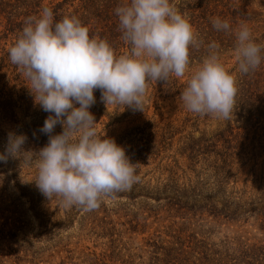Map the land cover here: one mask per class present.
Masks as SVG:
<instances>
[{
  "label": "rangeland",
  "instance_id": "rangeland-1",
  "mask_svg": "<svg viewBox=\"0 0 264 264\" xmlns=\"http://www.w3.org/2000/svg\"><path fill=\"white\" fill-rule=\"evenodd\" d=\"M171 3L175 6L180 2L171 0ZM249 3L248 9L257 12L261 21L257 24L260 28L254 29L253 38L264 43V0H249ZM3 28L0 27V31ZM1 36L0 63L15 43V40ZM221 56L226 69L231 71L237 64L234 51ZM201 62L190 65L189 73L178 78L180 83L187 82ZM260 66V108L253 122L257 127L248 131L247 139L243 138L245 152L236 160H226V164L218 153L224 151V140L232 138L228 130L229 119L188 111L181 101V94L171 83H150L143 111H133L123 105L106 106L99 90L94 92L96 102L89 110L95 116L97 132L102 137L105 133L116 137L136 127L147 126L148 129L157 122H171L170 130L158 138L167 143L159 155L136 164L139 180L135 184L145 190L156 193V186L165 184L173 175L181 187H188L198 180L212 183L213 176L222 172L218 167L226 165L229 191L245 189L256 193L263 184L261 176H264V152L255 158L264 146V62ZM20 72L13 67H0V95L13 93L14 100L26 95L33 97L25 76L20 80L16 77ZM17 106L12 118H4L0 109V153L5 152L9 133L25 135L24 150L38 152L48 143V136L36 129L37 133L32 131L31 126L39 128L44 122H39L32 113L29 116L25 108L20 107L21 103ZM34 106L42 110L35 101ZM231 123L233 134L245 135L246 129L240 127V123ZM60 132L62 127L57 125L54 134ZM146 132L150 133V130ZM36 178V159L29 162L22 156L0 161V224L9 223L14 233L11 241L0 242V264H87L94 257L105 264H166L158 260L159 253L154 244L159 239L167 245L166 242L171 240L170 231L182 227L190 233H198L200 239L204 238L216 247L228 241L234 244L238 238L254 241V237H262L253 216L246 221H232L206 212L202 216L189 215L190 219L186 220L173 217L167 210L166 201H156L154 196H146L144 192L133 199L128 197L130 190L105 197L100 206L91 211L79 206L65 208L59 198L54 196L49 200L37 192ZM36 192L39 198H35ZM221 208L222 204H219L216 209Z\"/></svg>",
  "mask_w": 264,
  "mask_h": 264
},
{
  "label": "clouds",
  "instance_id": "clouds-1",
  "mask_svg": "<svg viewBox=\"0 0 264 264\" xmlns=\"http://www.w3.org/2000/svg\"><path fill=\"white\" fill-rule=\"evenodd\" d=\"M121 39L128 50L117 54L107 39L89 34L76 16L55 20L51 8L30 16L9 49L40 108L49 113L39 131L48 143L38 152L25 151V135L9 133L0 161L24 157L37 161V188L59 198L65 208L97 209L105 197L130 190L139 177L125 148L96 128L90 108L101 92L105 105L143 111L148 85L171 82L189 73L191 49L204 46L189 19L171 0H127L115 8ZM215 30L235 33L238 73L247 75L264 62V43L246 24L232 29L228 20H212ZM237 75L229 72L219 45L207 44V55L191 73L180 98L195 114L229 119L238 94ZM78 105V106H77ZM57 125L62 132L54 134Z\"/></svg>",
  "mask_w": 264,
  "mask_h": 264
},
{
  "label": "trees",
  "instance_id": "trees-1",
  "mask_svg": "<svg viewBox=\"0 0 264 264\" xmlns=\"http://www.w3.org/2000/svg\"><path fill=\"white\" fill-rule=\"evenodd\" d=\"M126 2L127 0H0V27H4L0 31L1 38H10L16 42L25 26L26 18L39 16L42 9L48 7L53 10L54 18L57 21L64 16L78 17L82 24L89 28L90 36L98 35L107 39L116 49L117 54H121L126 52L129 46L121 39L122 34L119 30V19L115 14V8ZM179 2L175 5L176 8L189 19L199 37L204 41L203 47L191 49L190 65L195 61L203 60L207 55V44L213 41L219 45L221 55L234 51L235 33L215 30L212 25L214 18L228 20L232 29L238 28L241 24L249 25V28L253 30V37L254 29L260 28L257 26L261 22L258 19L259 14L248 9L249 0L241 2L237 0H179ZM45 3L47 4L44 6ZM255 41L258 42L257 39ZM7 66L21 71L11 63L9 51L2 57L0 63L1 68ZM260 68L261 66L254 72L243 75L238 73L236 64L229 71L237 75L239 90L234 111L229 118L228 130L231 132L232 138L224 140V151L218 153L223 164H226L228 159H238L245 152L247 148L243 138L247 139L248 131L257 127L253 122L257 118V111L260 108L258 89ZM16 77L20 80L23 77L22 71ZM170 83L173 89L180 94L186 87V82L180 83L178 78H171ZM34 101V96H20L18 100H14L13 93H3L0 95V109L5 114L4 118H12L15 115L14 110L18 108L17 104L21 103L20 107H24L29 116L32 113V116L39 122H44L49 113L37 110ZM231 122L240 123V127L246 129L245 135H241L239 132L233 134L234 127ZM146 127H136L116 137L111 135H107V137L114 139L118 145L125 148L131 163L138 164L145 159L159 155L167 143L163 139L158 141V138L165 136L172 124L162 121L151 124L148 129ZM40 128L41 126L39 128L31 126L32 131L35 132L36 130L40 132ZM147 130H150V133H147ZM261 148L262 152L255 154L256 159L263 155L264 146ZM225 166L218 167L222 172L213 176L212 183L198 180L188 187H181L173 175L165 184L156 186V193L134 184L127 194L129 198L133 199L137 197V194L144 192L146 196H154L156 201L164 200L168 212L173 217L186 220L190 219L189 215L202 216L206 212L213 216H224L227 220L232 221H246L250 216H253L262 232V237H254V241H251L250 238L242 240L238 238L234 244L228 241L216 247L215 244L208 243L204 238L200 239L198 233H190L185 227L172 229L169 234L171 240L166 242L167 245H164L165 243L162 241L160 243L159 239L154 244L159 253L157 254L160 257L159 261L166 264H264V176H261L263 184L256 193H249L245 189L229 191L228 171ZM23 192L26 194V191ZM37 192L42 194L38 188ZM37 192L35 198L40 197ZM125 193L119 192L115 196ZM216 204L217 206L222 204V208L217 210ZM35 205L33 203V206ZM231 208L233 209L230 212ZM13 236V229L9 223L0 224V242L11 241ZM87 264L105 263L102 259L94 257L89 259Z\"/></svg>",
  "mask_w": 264,
  "mask_h": 264
}]
</instances>
